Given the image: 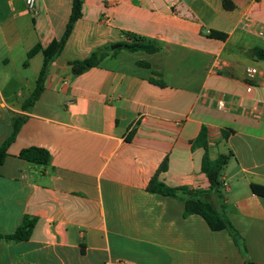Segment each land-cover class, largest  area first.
<instances>
[{"label": "crops", "instance_id": "obj_1", "mask_svg": "<svg viewBox=\"0 0 264 264\" xmlns=\"http://www.w3.org/2000/svg\"><path fill=\"white\" fill-rule=\"evenodd\" d=\"M229 1L232 9L223 0H83L62 64L25 109L42 63L37 52L24 64L26 53L62 34L71 0H35L34 13L25 0H0V144L12 118H24L0 165V235L25 215L36 219L28 239H0V264H264V196L251 190L264 186V82L244 73L264 71L250 53L264 48V0ZM124 32L160 49L109 48L97 66L71 73L69 61L126 41ZM19 60L31 77L11 74ZM202 127L210 159L232 152L221 192L245 251L200 215H184L182 199L145 190L165 157L159 180L206 189L203 148L192 144ZM223 129L232 130L226 139ZM30 146L46 149L48 163L18 156Z\"/></svg>", "mask_w": 264, "mask_h": 264}, {"label": "trees", "instance_id": "obj_2", "mask_svg": "<svg viewBox=\"0 0 264 264\" xmlns=\"http://www.w3.org/2000/svg\"><path fill=\"white\" fill-rule=\"evenodd\" d=\"M83 0H71V7L68 19L66 21L62 34L53 39L45 48H42L39 43H35L26 53V59L33 56L35 53L40 52L42 54V63L38 70L35 84L30 92L29 96L24 101L23 107L27 109L32 103L39 97L41 91L44 88V80L49 72V66L60 55V52L68 39L74 23L81 17V6ZM223 6L225 9H232L234 6L229 0H223ZM127 40L120 42L117 48H124L129 52L144 51L148 53L156 52L160 49L159 44L152 39H148L143 36H139L130 32H124ZM208 37L224 40L226 33L214 29H210L207 33ZM110 52L109 46H102L92 50L86 57L77 58L69 61L70 71L72 74H81L84 71L95 67L99 62ZM251 55L258 60H264V48L254 46L250 49ZM147 65V64H145ZM154 83L161 85L160 82L150 80ZM24 120L23 117L12 118V132L11 134L0 144V165L3 163L7 155V147L14 139L20 124ZM134 131L131 128L126 136L129 139ZM231 129H223L222 137L226 139L228 134L231 133ZM192 144L200 145L203 148V155L201 158V171L204 173L207 180V187L205 190L190 189L185 186H170L157 178V174L167 168V157H165L158 166L154 175L149 179L145 190L150 193H158L165 196L178 197L184 202V215L198 214L200 215L208 227L211 230L219 231L225 230L232 238L233 242L240 246L242 251H245L244 243L241 240V236L237 230L233 227L224 210V196L221 192V173L230 157L232 152L219 153L215 159H210L207 153L206 145V130L202 127L193 140ZM18 156L30 163L39 165H45L50 159L49 152L41 147L30 146L22 148ZM251 190L253 193L264 196V186L252 184ZM213 194L217 198V204H213L209 201L208 197ZM36 219L25 215L16 229L7 235H0V239L6 241H22L29 238L32 228ZM247 264V263H246Z\"/></svg>", "mask_w": 264, "mask_h": 264}, {"label": "built area", "instance_id": "obj_3", "mask_svg": "<svg viewBox=\"0 0 264 264\" xmlns=\"http://www.w3.org/2000/svg\"><path fill=\"white\" fill-rule=\"evenodd\" d=\"M34 1L35 0H25V6L26 9L29 12L34 13L35 11V6H34ZM260 35L264 36V34L262 32H259ZM244 73H245V77L247 79H252L257 75L262 76L263 82H264V71L260 70L258 67L256 66H246L244 69ZM63 83H65V80H63ZM225 101L223 98H217L216 99V107L219 109L225 108ZM249 112L251 114H255V109L251 108L249 109ZM264 115V113H263ZM221 186H226V182L223 180L221 181Z\"/></svg>", "mask_w": 264, "mask_h": 264}, {"label": "rangeland", "instance_id": "obj_4", "mask_svg": "<svg viewBox=\"0 0 264 264\" xmlns=\"http://www.w3.org/2000/svg\"><path fill=\"white\" fill-rule=\"evenodd\" d=\"M9 71L11 72V74H16V73L23 72V74H26L29 77H31V75H32V73L30 72V70L23 69L22 62L20 60L17 61L15 64L14 63L13 64L11 63L9 65ZM18 89H20V88H18Z\"/></svg>", "mask_w": 264, "mask_h": 264}, {"label": "water", "instance_id": "obj_5", "mask_svg": "<svg viewBox=\"0 0 264 264\" xmlns=\"http://www.w3.org/2000/svg\"><path fill=\"white\" fill-rule=\"evenodd\" d=\"M116 47H117L116 44H112L109 46L110 49H114ZM60 64H62V60L60 58H56L54 64L50 67L49 71L50 72H54V71L57 72L58 70H56V69L54 70L53 68H56V66L60 65Z\"/></svg>", "mask_w": 264, "mask_h": 264}]
</instances>
